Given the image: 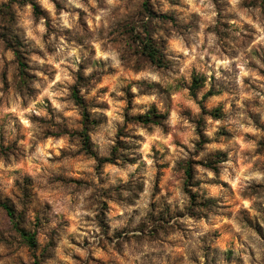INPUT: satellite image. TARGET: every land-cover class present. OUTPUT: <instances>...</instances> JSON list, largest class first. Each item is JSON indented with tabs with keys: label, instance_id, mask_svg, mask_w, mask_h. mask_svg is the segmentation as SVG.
<instances>
[{
	"label": "rangeland",
	"instance_id": "obj_1",
	"mask_svg": "<svg viewBox=\"0 0 264 264\" xmlns=\"http://www.w3.org/2000/svg\"><path fill=\"white\" fill-rule=\"evenodd\" d=\"M35 1L41 10L39 15L30 0H9L0 6V58L4 61L0 70V158L7 167L13 159L23 163L21 156L26 158L36 151L29 136L31 132L40 138V129L31 127L35 124L43 128L42 135L48 141L44 144L49 154L47 165L58 167L48 168L46 184L40 176L44 172L43 161H28L24 167L0 176V238L16 233L40 264H246V256L255 261L256 249L264 248V0H151L156 13L174 17L151 19L157 21L151 29L154 34L164 33L158 40L172 57L170 63L187 65L171 99L179 109L177 116L195 126L192 135L198 139L188 137L195 145V150H190L182 139L173 138V147L182 148L188 158L176 161L171 177L169 165H156L149 210L135 207L147 187L144 178L139 183L130 178L127 184L117 178L115 186L102 191L103 200L99 203L87 196L71 205L65 203L69 183L78 188L91 187V183L80 175L63 174L68 168L60 161L67 157L68 149L57 147L56 141L67 137L66 143H71L74 137H80L81 152L97 159L84 148L81 131L69 125L82 122L88 131L102 130L110 118L107 113L113 110L115 93L108 96L105 85L97 93L105 99L84 100L88 119L83 112L79 120L70 114L72 106L82 109L72 93L77 85L82 96L80 86L85 81L77 83L84 64L73 69L70 65L74 57L66 54L77 45L88 47L87 33L94 22L83 8L69 0ZM143 12L142 9L137 15L144 16ZM108 35L111 42H119L115 32ZM14 47L27 63L24 70ZM57 48H62V55L66 56L64 65L54 59ZM8 53L13 59H8ZM194 74L206 79L196 94L190 90ZM65 76L75 83L64 80ZM66 85L67 95H57ZM40 99L43 105L36 103L35 107L46 115H29L30 104ZM53 101L63 105L64 112L56 109ZM89 103L103 109L104 114L93 119ZM57 115L63 121L61 125L56 123ZM175 127L179 136L190 131L186 125ZM120 135L123 133L118 131ZM90 143L89 137V146ZM116 146V162L103 166L121 169L122 164L134 165L143 159L142 153L139 157L117 155L123 146L119 139L112 155ZM151 151L156 153L155 147ZM201 153L205 155L195 159ZM218 153L223 155L218 157ZM190 159L197 164L194 184L187 186L185 167ZM210 161L215 168L206 166ZM77 164L83 169L87 160ZM108 175L110 178L113 174ZM12 176L17 179L12 181L13 188L7 189L6 179ZM121 190L130 195L112 197V191ZM4 203L13 207L15 218ZM122 206H132V214L123 211ZM94 209L95 214L91 215ZM142 211L146 215L142 216ZM138 216L140 220L136 222ZM53 220L57 225L41 245L39 236ZM121 220L125 221L124 227L113 229L112 223ZM132 223L136 227H131ZM23 230L36 233L35 246L29 244ZM260 255L264 260V252Z\"/></svg>",
	"mask_w": 264,
	"mask_h": 264
},
{
	"label": "clouds",
	"instance_id": "obj_2",
	"mask_svg": "<svg viewBox=\"0 0 264 264\" xmlns=\"http://www.w3.org/2000/svg\"><path fill=\"white\" fill-rule=\"evenodd\" d=\"M8 2L9 0H0V6ZM152 2L154 3L155 0H152ZM69 3L75 4L78 8H83L88 13V19L94 22L93 27L87 33L86 44L88 47L81 48V46L77 45L66 54V56L74 57L70 65L73 69H76V66L81 62L84 64L82 75L85 82L80 86L81 95L86 102H91L93 98L97 101L103 100L106 97L103 94L98 96L97 93L105 85L108 86V96L115 93V98L112 100L113 110L107 113L110 118L106 124L102 125V130L89 128L88 136L91 138L90 151L96 154L97 159L111 158L112 148L119 139L123 146L117 155L139 157L142 153L143 159H138V162L134 165L122 164L121 169H117L111 166L98 165L97 159L89 158L81 152L80 137H74L71 143H66L67 137L62 141H56L57 147H66L68 149L67 157L62 158L60 161L61 164L68 168V171L63 174L68 177L80 175L91 183V187L80 188L75 183H69L65 193V203L71 205L73 201L82 199L85 196L93 197L99 203L103 200L102 191L109 190L112 186H115L118 183L117 178L123 184H127L130 178L133 183H139L144 178L147 187L135 207L149 210L151 182L155 174L156 165H169L168 173L171 177L174 175L173 169L176 166V161L181 157L185 160L188 158V153L184 152L182 148L175 149L173 147V138L182 139V143L186 144L190 150H195V145L189 142L188 137L193 140L198 139V137L192 135L195 126L188 124L187 119L177 116L179 109L171 99V93L176 91V84L181 76L185 74L187 65L182 66L183 62L170 63L172 57L167 55L165 49H161L160 52V60L163 61L162 65L160 61L153 63L140 55L142 51L140 40L146 34L144 26L149 25V29H151V25L157 23V21L151 20L147 14L144 16L137 15L138 12L142 11L141 5H143L144 0H69ZM89 9H92V11L90 12ZM150 21L151 24H149ZM65 23H67L66 17ZM132 28L135 29V32L130 30ZM109 32H115L120 37L119 42H111L112 37L108 35ZM122 33L123 35H121ZM163 35V32L157 31L154 38L158 39L159 36ZM137 36L140 39H135ZM93 48H96L99 54H96ZM0 52H2V49H0ZM66 56L62 55V48H57L56 53H54V59L58 65L66 64ZM8 59H13L11 53H8ZM32 59L39 60V57H33ZM3 63V59L0 58V70L3 68ZM9 78L11 79V73ZM64 80H68L69 83H75L74 79L69 80L67 76L64 77ZM61 83H64V81L62 80ZM36 87H40V85L37 84ZM66 87L67 85L64 90L58 91L57 95L66 96ZM129 101L131 108H128ZM36 103L43 105V99L30 104L27 109L29 115L32 113L37 116L46 115L42 110L38 111L36 109ZM53 103L56 109L64 112L63 105L55 101ZM89 111L93 119L104 114L103 109L93 108L90 103ZM82 112V109L72 106L70 114L79 120ZM169 112L170 115H167ZM198 112L199 109L196 108L195 113ZM125 113L127 119H125ZM166 115L167 118H165ZM149 119L153 123H148ZM141 120L144 123H141ZM56 123L57 125L63 123L59 115L56 116ZM177 124H180L181 127L187 126L190 130L187 135H178V129L175 127ZM69 126L78 131H82L84 128L82 122L70 124ZM9 127H11V124ZM31 127L33 129L39 128L41 133L38 139L29 132L36 151L27 155L26 158L21 156L20 159L23 163L18 164L13 159L12 163L7 167H5L3 159L0 158V169L4 170L0 172V176L5 175L10 170L24 167L28 161H43L44 163L41 166L44 167V172L40 176L46 184L49 175L48 168H57L58 165H47V156L49 154L44 148V144L48 143V141L44 140L42 135L43 128L35 124ZM55 130L59 131V128ZM118 131L122 132L123 135L118 136ZM211 134V132L208 133V135ZM133 136L137 138L132 139ZM140 137H143V139H140ZM24 143L25 145L27 144V142ZM98 145L99 147H97ZM129 145L134 147L128 150L127 146ZM152 147H155L156 153L151 151ZM168 149H172V151L168 152ZM204 155V153H201L195 159L199 160ZM82 159L87 160V165L83 169L77 164V161ZM199 171L203 172L204 169H199ZM109 173L113 174L110 178ZM15 179H17L15 176L6 179L7 189L13 188L12 181ZM102 179L105 181L104 183L100 182ZM68 193H71L70 197ZM111 195L113 198L117 195L128 197L130 192L121 190L120 193H116L112 191ZM156 200L159 201L160 196H157ZM122 208L123 211L130 215L133 212L132 206H122ZM90 214L94 215L95 209ZM141 215H146V211H142ZM135 219L136 222H139L140 217L138 216ZM56 225L57 221L53 220L41 232L39 236L41 245L47 240L46 234L55 228ZM124 225L125 221H116L112 223V228L116 229L124 227ZM131 227H136V223H132ZM256 251L255 261L252 260L251 256H246V264H264V260H261L260 255L261 252H264V248H257ZM35 254L38 255V252ZM32 257L33 254L29 252L26 244L16 233L6 234V238H0V264H35ZM136 259H139V257H136Z\"/></svg>",
	"mask_w": 264,
	"mask_h": 264
},
{
	"label": "trees",
	"instance_id": "obj_3",
	"mask_svg": "<svg viewBox=\"0 0 264 264\" xmlns=\"http://www.w3.org/2000/svg\"><path fill=\"white\" fill-rule=\"evenodd\" d=\"M31 4L34 7V11L36 12V14H40L41 10L39 5L37 4V2L35 0H30ZM151 0H144V3L142 5V9H143V14H147L151 19H161V20H174V17L170 16V15H161L156 13V11L151 7ZM132 32H135V29L132 28L131 29ZM144 32L146 33L144 35V38L142 40H140L141 46H142V51L140 52V55L146 57L148 60L152 61L153 63H156L157 61H160L161 65L163 64V61L160 60V52L161 49H163L162 47V43L154 38L155 34L154 31L152 29H149V26H144ZM135 39H140L139 36H137ZM14 52L19 60V65L20 67H22V70L25 69L27 63L23 60V56L20 52V50L17 47H14ZM84 77L82 74L79 75L78 78V83L77 84H81V82L83 81ZM205 77L203 75H198V74H194L193 78H192V83L190 86V90L193 94H196V92L202 88L205 85ZM73 98L76 101V103L78 104V106H80L83 110V113L85 114V118L88 119V113L86 111L85 108V102L82 96L79 95V89L77 87V85L74 87L73 89ZM209 93L205 94V97L208 95ZM141 123H144L143 120L140 121ZM148 123H153V121L151 119H149ZM80 135L82 136V140L84 143V148L87 150L88 153H92L90 151V147H89V136H88V129L87 127L84 128ZM118 150V146L114 147L113 149V154L111 158L109 157H104L102 159H98V165H103L105 163H114L116 162V156H115V152H117ZM94 154V153H92ZM96 156V154H94ZM223 154L218 153L216 154V156H221ZM195 164H197L193 159L188 160L186 167H185V172H186V176H187V186L193 185V180H194V169H195ZM206 166H209L210 168H215V165L213 163V161L206 162L205 163ZM4 207L6 208V210L14 217V209L11 205L4 203L3 204ZM22 230V229H21ZM23 236L27 238V241L29 242L30 245L35 246L36 245V233H31L30 231H22ZM35 264H40L39 260L35 261Z\"/></svg>",
	"mask_w": 264,
	"mask_h": 264
}]
</instances>
